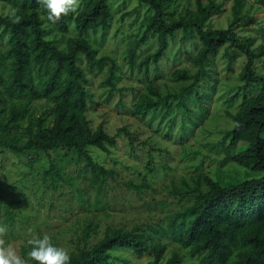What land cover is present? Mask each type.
<instances>
[{
	"label": "trees",
	"instance_id": "trees-1",
	"mask_svg": "<svg viewBox=\"0 0 264 264\" xmlns=\"http://www.w3.org/2000/svg\"><path fill=\"white\" fill-rule=\"evenodd\" d=\"M176 1L136 0L148 6L152 14L139 20L141 12L135 11L138 15L134 20L143 28L141 35L130 44L129 64L135 67L139 48L157 39L156 51L138 64L140 71L147 73L151 63L165 57L176 34L190 28L201 43L193 58L194 65L201 71L224 47L240 49L247 57L241 74L245 86L231 95L227 103L233 105L238 98L242 103L237 112H228L233 126L222 143L230 138L225 150L228 155L239 141L248 142L249 146L233 157L237 169L243 168L246 173L241 179L222 181L199 174L194 186L185 182L183 188L195 202L170 217L171 242L199 258L197 264H264V77L255 73L256 60L264 57V36L257 43L254 37L241 34L248 24L247 0H234L233 19L227 28L212 25L213 17L224 10L217 0H195L196 9L188 10L179 18L170 17L169 8ZM256 1L264 8V0ZM0 4V37H7L9 42L6 48L0 45V149L17 155L32 154L28 156L30 162L39 165L40 172L51 179L54 188L64 179L61 155L71 156L84 178L88 171L85 181L98 187L100 195L106 176H113L114 171L96 161L90 149L111 152L122 132L133 145V136L127 127L111 135L102 124L94 130L88 120L91 98L87 89L89 79L80 65L82 57L91 67H103L106 61H111L106 81L116 89V62L108 56L98 58L97 50L87 37L90 32L104 35L109 30L114 18L111 1L82 0L77 12L63 16L55 24L47 21L45 11L36 0H0ZM71 30L74 36L70 35ZM234 58H230L231 71ZM172 75L178 82L192 79V74L183 68ZM251 83L259 86V92L249 97L246 89ZM150 90L157 93L153 86ZM191 90L195 92L196 101L190 99ZM240 91H244L243 94ZM184 94L186 100L181 101L179 107L188 115L182 117L181 122L195 129L208 119L214 94L206 92L196 81ZM147 100L141 105L144 110L139 107L137 111L144 116L150 107L159 104ZM190 101L195 102L193 109L188 106ZM38 103L49 108L41 116L35 115ZM166 106L168 115L172 105L167 103ZM193 129L181 128L180 131L186 134ZM21 131L23 138L19 137ZM51 153L58 156L53 158ZM0 207L5 221L11 225L14 216L1 192ZM6 222L0 219V225ZM154 239L146 231L113 229L90 248L72 253L71 264H131V253L153 256V264L182 263L178 251L165 261L169 244ZM27 252L24 249L25 256Z\"/></svg>",
	"mask_w": 264,
	"mask_h": 264
},
{
	"label": "rangeland",
	"instance_id": "rangeland-1",
	"mask_svg": "<svg viewBox=\"0 0 264 264\" xmlns=\"http://www.w3.org/2000/svg\"><path fill=\"white\" fill-rule=\"evenodd\" d=\"M110 1L114 12L111 27L104 35L90 32L87 37L97 50L98 58L108 56L116 62V89H112L106 81L111 61H106L103 67H91L82 57L80 65L89 79L87 89L91 98L88 120L94 130L102 124L111 135L127 127L132 133L133 145L122 132L111 152L90 149L96 161L114 171L113 176H106L100 195L98 187L85 181L88 171L84 178L83 171L71 156L61 155L60 167L64 179L54 188L51 179L40 172L39 165L30 162L28 156L32 154L17 155L10 150L0 149V192L8 200L14 216L9 225L11 222L5 221L0 207V219L6 222L1 225L7 226V239L14 243L22 256H25L24 249L30 250L26 245L30 234L47 233L54 244L65 247L72 254L90 248L108 231L122 228L146 231L154 236V240L168 243L165 261L174 251H178L181 264H197L199 258L192 257L171 242L169 220L175 212L195 202L185 192V182L194 186L199 174L222 181L234 177L241 179L246 175L243 168L237 169L233 157L239 150L246 149L249 143L239 141L228 155L225 150L230 138L225 140V144L222 140L233 126L228 112H237L242 103V99L238 98L233 105H229L227 99L245 86L241 74L247 57L240 49L226 46L201 71L193 63L201 43L190 28L176 34L165 57L158 63H151L147 73L140 71L138 64L149 53L156 51L158 42L151 39L143 44L136 55V66L131 67L127 58L129 47L141 35L143 28L139 21L134 20L138 15L135 11L141 12L139 20L149 18L152 12L148 6L138 4L136 0ZM217 2L222 4L224 10L213 17L212 25L227 28L233 19L235 1ZM247 2L248 24L241 34L252 36L259 43L264 36V8L256 0ZM190 9H196L195 0H178L169 8L170 17L179 18ZM70 35L74 36L75 32L71 30ZM0 45L8 47L7 37H0ZM232 57L235 58L231 71L229 63ZM182 68L192 74V79L186 83L173 79V72ZM255 73L264 77V57L256 60ZM193 81L206 92L214 94L208 119L195 129L194 126L185 127L181 122L188 113L179 107V103L186 100L184 90ZM150 86L157 93L152 92ZM246 90L248 96L252 97L259 92V86L251 83ZM243 92L240 91V94ZM167 96L170 97L166 99ZM147 99L159 104L150 107L144 116L137 111L143 103L148 102ZM190 99L196 101L192 90ZM194 101L188 103L190 109L195 107ZM167 103L172 105L168 115ZM48 109L38 103L35 115L41 116ZM181 128L193 130L183 134ZM19 137L23 138L22 131ZM51 156L55 158L58 155L51 153ZM166 228L169 232L164 231ZM129 258L131 264H153V256L150 255L131 253Z\"/></svg>",
	"mask_w": 264,
	"mask_h": 264
},
{
	"label": "clouds",
	"instance_id": "clouds-1",
	"mask_svg": "<svg viewBox=\"0 0 264 264\" xmlns=\"http://www.w3.org/2000/svg\"><path fill=\"white\" fill-rule=\"evenodd\" d=\"M45 11L47 21L55 24L63 16L75 13L81 6V0H36ZM239 34V33H238ZM8 228L0 225V264H71L68 249L52 242L49 234H30L26 245L30 250L26 257L7 239Z\"/></svg>",
	"mask_w": 264,
	"mask_h": 264
}]
</instances>
